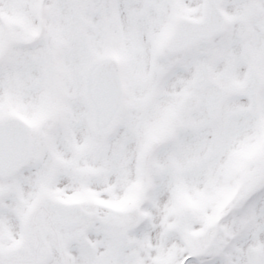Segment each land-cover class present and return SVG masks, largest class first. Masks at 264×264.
Segmentation results:
<instances>
[{
    "label": "snow or ice",
    "instance_id": "6c2138e0",
    "mask_svg": "<svg viewBox=\"0 0 264 264\" xmlns=\"http://www.w3.org/2000/svg\"><path fill=\"white\" fill-rule=\"evenodd\" d=\"M0 264H264V0H0Z\"/></svg>",
    "mask_w": 264,
    "mask_h": 264
}]
</instances>
